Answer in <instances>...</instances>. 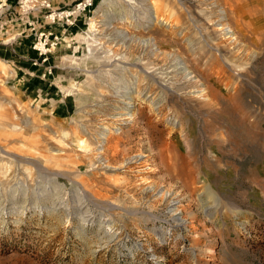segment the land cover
I'll return each mask as SVG.
<instances>
[{
	"label": "rangeland",
	"instance_id": "1",
	"mask_svg": "<svg viewBox=\"0 0 264 264\" xmlns=\"http://www.w3.org/2000/svg\"><path fill=\"white\" fill-rule=\"evenodd\" d=\"M137 1L94 9L76 40H61L44 78L43 66L18 69L34 36L4 44L0 34L9 63L0 62V146L10 154L0 151V264H264V0H155L166 5L151 25L164 54L144 40ZM222 11L234 36L215 26ZM174 54L191 59L202 85L184 81ZM132 82L139 95L125 119L116 90ZM104 128L110 165L142 159L103 168ZM161 142L168 163L149 152ZM174 159L184 174L168 167Z\"/></svg>",
	"mask_w": 264,
	"mask_h": 264
},
{
	"label": "bare ground",
	"instance_id": "2",
	"mask_svg": "<svg viewBox=\"0 0 264 264\" xmlns=\"http://www.w3.org/2000/svg\"><path fill=\"white\" fill-rule=\"evenodd\" d=\"M118 1L119 0H102L98 5H97V7L95 8V16H96V14L97 13H99V12H103V14L105 15L106 14V7H109V6H112V5H116V4H119L118 3ZM120 1H122L123 3H124V5H126L127 6V3L129 4V2H131V0H120ZM139 1V2H138ZM137 1V3L135 4V6H134V8L135 9H140V10H142L143 12H144V14H142V15H140V16H138L139 17V19H142V23H144V28L147 30L146 32L149 34L148 35V37H146V39H144L145 41H147V43L149 42L150 44L148 45V47L150 46L151 48H152V50H159L158 52L159 53H161V54H164V50L163 49H159V47H158V45H157V41L158 40H161V41H163V42H165V38H163V36H161V34L160 33H158L157 31H155L154 29H152V26L151 25H155L154 23L155 22H158L160 19H159V14H158V9L161 7V6H163V7H165L166 8V5L164 4V3H162V5L161 4H156V2H155V0H138ZM197 1V0H196ZM213 1H215V0H213ZM5 3L4 2V0H1V3ZM185 2V1H184ZM188 2H189V4L191 5V6H197V4H196V2L195 1H193V0H188ZM187 3V2H186ZM182 4V3H181ZM188 4V5H189ZM2 5V4H1ZM168 5V4H167ZM0 8H1V6H0ZM120 8H127V7H125V6H122V5H120ZM132 10V9H131ZM127 11V10H126ZM225 12H223L222 11V13L220 14V16H219V20L217 19V21L215 22V26H217L216 28L217 29H224V30H226V33L227 34H229V37L231 36V35H233L234 36V32L230 29V28H228V27H224V24L222 23V20H224L225 19V14H224ZM125 16L128 18L129 16H128V13H125ZM124 17V16H123ZM143 18H145L144 20H143ZM121 19H122V17H121ZM138 19V18H137ZM221 19V20H220ZM113 21V16H111L110 15V17H107V19L105 20V23L106 24H110V22H112ZM138 21V20H137ZM160 21H162V20H160ZM96 23V22H95ZM125 24V23H124ZM112 27L114 26V23H113V25L112 24H110ZM212 26H213V24H212ZM211 26V27H212ZM116 27H118L119 29L117 30V33H118V36L117 35H115V36H117V37H119V35L121 34V35H123V36H126L127 35V30H126V28L122 25L121 26V24L120 25H116ZM90 28L93 30V31H96L95 30V28H96V25H91L90 26ZM208 29V28H207ZM116 30V29H115ZM205 31V30H204ZM209 31V30H208ZM202 34V33H201ZM74 35V34H73ZM73 35L71 36V37H68L69 39H73ZM203 35V34H202ZM228 37V38H229ZM233 38V37H232ZM65 39V38H64ZM65 41H66V39H65ZM113 41V40H112ZM235 41V40H234ZM67 42V41H66ZM214 45H215V47L216 46H218V43H214ZM125 46V45H124ZM219 50H220V48H218ZM218 49H215V50H218ZM149 50V49H148ZM218 50V51H219ZM151 51V50H150ZM224 51V50H223ZM152 52V51H151ZM220 52H222V51H220ZM165 54H168V55H170V54H172L171 52L170 53H165ZM174 56V58H175V60H176V62H175V65H173L174 67H178V70L179 69H182L185 73H183V72H180V74L179 75H181L182 76V78L184 79V81H187L188 83L189 82H197V81H199L200 82V84L202 85V83L203 82H201L200 81V79H199V73L197 72V70H196V68L193 66V64H192V61H191V59L190 58H185L186 59V61H185V59H180L179 61L177 60V58L176 57H179L177 54H174L173 55ZM182 56V55H181ZM173 58V59H174ZM2 64L4 63L3 61H0ZM188 63V64H187ZM5 65V64H4ZM188 65L191 67V71L189 70L190 68L188 67ZM137 66H139L138 64H137ZM189 68V69H188ZM174 71H177L175 68H173V69H171L170 68V70H167L166 72H168V73H172V75H176L177 73H174ZM152 74V73H151ZM148 75L149 76V78L151 79V80H153L154 82H156V83H158V84H160V86L162 87V88H164V90H162L163 91V93L164 92H166L167 90H169L170 88H168L169 87V85L167 86V85H165V84H161V82H160V80L159 79H156V76H154L153 74L152 75ZM178 75V74H177ZM174 78V77H173ZM179 79V78H178ZM134 80V79H133ZM137 80V79H136ZM179 81V80H178ZM137 82H138V80H137ZM135 83V85H133L132 87H131V89H126V91H121L123 88H126V87H122V86H120V87H118L117 88V90H116V92H118V97H120V98H122V99H120V103H122L123 104V107H122V109H123V112H122V115L124 116V115H126V117H124L125 119H127L128 117H131L133 114H134V110L133 109H135L134 108V106H133V103H134V100H136V95H139V86H138V83ZM186 82V83H187ZM131 83V82H130ZM133 83V82H132ZM133 83V84H134ZM120 85V84H119ZM194 85V84H193ZM198 87H199V85L198 84H196ZM200 85V86H201ZM134 86H135V90H134ZM194 87H195V85H194ZM202 87V86H201ZM172 89V88H171ZM206 89L204 88H202V89H198V90H196L195 89V91L194 92H196V96H203V94L206 92L205 91ZM134 91H136V94L135 93H133ZM195 96V95H194ZM169 98V97H168ZM200 98V97H199ZM153 101V104H157L156 103V101L153 99L152 100ZM134 116V115H133ZM110 130L108 129V128H104L102 131H100L98 134H100V136H99V139L102 141H99L98 143H99V145H98V147H97V145H96V150H97V155L99 156V161L101 162V165H103L102 167L103 168H105V169H109V170H111V171H115V170H120L121 168L123 169H128L129 168V164L131 163V159H133V160H135L134 161V163L135 162H137V161H139L140 159H142V154L139 152V153H135V154H132L131 156H129V157H124V158H122V161L120 162V164L122 165V167L121 168H119V167H117L116 165L114 166V165H110L109 164V161H110V157L108 156V151H107V146H108V144H111L112 143V138H111V140L109 139V136H111V135H109L110 134ZM97 139V138H96ZM81 143H84V140L82 139V138H79L78 139ZM98 140V139H97ZM114 140V139H113ZM88 142V141H87ZM121 142V141H120ZM118 144V143H117ZM120 144V143H119ZM88 145H90V143L88 144ZM127 145V144H126ZM87 146V145H86ZM91 146H92V144H91ZM165 146V144L164 145H162V142L157 146L158 148L155 150L152 146H149V152H153V151H155L156 153H158V154H160V157H161V162H163V163H168V162H166V158L165 157H163L162 155H161V153H163L164 152V147ZM167 146V145H166ZM90 149V148H89ZM91 149H93L92 147H91ZM167 149V148H166ZM55 150H57V151H59L58 149H55ZM95 150V151H96ZM0 151L2 152V153H5V154H8V152L7 151H5V150H3L2 149V147L0 146ZM112 151V150H111ZM110 150H109V152H111ZM166 151H168V150H166ZM171 151V150H170ZM89 153H91V151L89 152ZM94 153H96V152H94ZM167 153H170L169 151L167 152ZM176 153V152H175ZM171 154V153H170ZM177 154V153H176ZM8 155H10V154H8ZM96 155V156H97ZM115 155H117V154H115ZM114 155V156H115ZM165 155V154H164ZM172 155H174V154H172ZM178 155V154H177ZM172 156L170 155V158H171ZM174 158H175V156H173ZM173 157H172V159H173ZM57 158H59V157H57ZM96 158V157H95ZM115 158V157H114ZM170 158H168V159H170ZM178 158V157H177ZM177 158H175V159H177ZM118 159V158H117ZM139 159V160H138ZM174 159V160H175ZM112 160V159H111ZM119 160V159H118ZM171 160V159H170ZM172 160V161H170V163L171 164H169L170 166H168L169 168H171V169H174L175 170V166L178 168V170H177V168H176V171H180L181 173H183V170H182V168H181V163H179L178 162V160ZM115 161V160H114ZM182 162H183V160H182ZM179 163V164H178ZM98 164V163H97ZM168 165V164H167ZM178 165H180V166H178ZM183 165V164H182ZM184 166V165H183ZM121 169V170H122ZM171 172H172V170H170ZM187 172V171H186ZM185 173V172H184ZM183 173V174H184ZM169 174V173H168ZM170 175V174H169ZM186 175H188V174H186ZM185 175V176H186ZM177 177V176H176ZM175 177V178H176ZM190 177V176H189ZM189 177H185L184 179V185H188L189 186V184H195L194 183V181H192V179L191 178H189ZM183 178V177H182ZM182 178H180V179H182ZM182 182H183V180H182ZM73 183H75L77 186H78V188L79 189H81L82 191H84V192H86L85 191V188L83 187V185L81 184V183H79L78 181H76V180H73ZM196 185V184H195ZM170 194V193H169ZM172 215H173V217H174V221L176 222V224L177 225H179V226H184L185 227V225H186V219L180 214V211L175 207V208H173L172 209Z\"/></svg>",
	"mask_w": 264,
	"mask_h": 264
},
{
	"label": "built area",
	"instance_id": "3",
	"mask_svg": "<svg viewBox=\"0 0 264 264\" xmlns=\"http://www.w3.org/2000/svg\"><path fill=\"white\" fill-rule=\"evenodd\" d=\"M5 3L0 13V34L6 36L4 26L9 22L12 28L22 27V30H18V34L9 42H1L8 44L19 36L33 35L34 42L30 47L35 56L30 60L33 65L43 66L41 78L52 74L55 65L50 64L49 59L58 45H62L65 33L72 36L73 29L87 23L95 9V0H17L14 6L8 0ZM38 94H41V90Z\"/></svg>",
	"mask_w": 264,
	"mask_h": 264
},
{
	"label": "crops",
	"instance_id": "4",
	"mask_svg": "<svg viewBox=\"0 0 264 264\" xmlns=\"http://www.w3.org/2000/svg\"><path fill=\"white\" fill-rule=\"evenodd\" d=\"M4 2H5V0H4ZM2 5H0L1 6V8H0V13L2 12V9H3V6L4 5H6V3H1ZM11 26V25H10ZM4 33V32H3ZM18 34V32H17V29L16 28H13V29H8L7 30V34H6V36H3L2 37V39L5 41V42H9L10 41V39H12V38H14L16 35ZM78 32H77V34H74L73 35V40H76L75 38H78ZM66 40L67 39H69L67 36H65L64 37ZM70 40V39H69ZM2 50L4 51V53L2 52ZM5 50H6V48H4V49H2V48H0V61H3V62H6L8 65H9V63L5 60V56H6V53H5ZM13 51L14 52H16L15 51V49H13ZM30 53H32V56L31 57H34L35 56V52L32 50V49H30ZM9 57H11L9 60L11 61V63H13L14 64V57L12 56V55H8ZM18 56H20L19 54H18ZM23 56V55H22ZM21 57V56H20ZM30 57V58H31ZM63 57V56H62ZM29 57H27V59H26V65L25 66H23V67H18V69H21L22 71H26L27 73L28 72H30V70H33V69H30V68H32L33 66L31 65V62H29L28 60L30 59H28ZM34 69L35 70H37V68H35L34 67Z\"/></svg>",
	"mask_w": 264,
	"mask_h": 264
}]
</instances>
